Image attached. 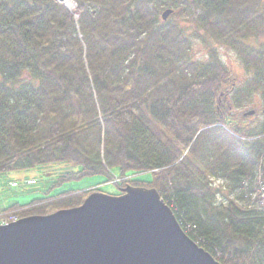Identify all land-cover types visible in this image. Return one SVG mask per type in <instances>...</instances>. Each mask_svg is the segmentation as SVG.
<instances>
[{
    "label": "trees",
    "instance_id": "trees-1",
    "mask_svg": "<svg viewBox=\"0 0 264 264\" xmlns=\"http://www.w3.org/2000/svg\"><path fill=\"white\" fill-rule=\"evenodd\" d=\"M73 1L70 11L55 0H0V180L64 165L53 185L110 182L117 168L120 190L156 189L220 264H264V0ZM167 10L175 17L164 21ZM210 40L252 73L244 87L234 88ZM255 93L258 122L245 110ZM96 191H47L0 215H49Z\"/></svg>",
    "mask_w": 264,
    "mask_h": 264
},
{
    "label": "water",
    "instance_id": "water-1",
    "mask_svg": "<svg viewBox=\"0 0 264 264\" xmlns=\"http://www.w3.org/2000/svg\"><path fill=\"white\" fill-rule=\"evenodd\" d=\"M121 193L94 192L79 207L0 226V264H220L183 232L156 189Z\"/></svg>",
    "mask_w": 264,
    "mask_h": 264
},
{
    "label": "rangeland",
    "instance_id": "rangeland-1",
    "mask_svg": "<svg viewBox=\"0 0 264 264\" xmlns=\"http://www.w3.org/2000/svg\"><path fill=\"white\" fill-rule=\"evenodd\" d=\"M171 18L175 17L170 16ZM191 29V24L185 23ZM187 34L192 38V30H187ZM210 44L215 48L223 63L231 71V83L234 84V88H242L252 77V73L244 66L241 59L236 55V53L229 49L225 45L218 44L213 40H210ZM192 55L198 61H206L209 58V54L206 46L200 40L192 39ZM263 102L260 94L255 93L253 99L245 108V110H257L254 115L253 121H260L262 116ZM70 168L64 165H43L37 166L32 169L17 170L8 173L3 179L0 180V210L9 207L12 204L20 203L29 204L35 199H42L45 197V193L48 191L49 195L54 196L59 193L69 192V191H90L99 189L100 193L118 196L121 194V190L117 187L115 180L117 176L119 177V170L117 168L112 169L111 174L114 180L107 182L105 175H96L85 177L80 180H70L61 183L60 185H53L61 173L69 170ZM126 175L133 180L141 181L143 183H148L152 181L153 175L151 173H144L133 176L131 172H127ZM9 181L18 183V187H10ZM34 181L33 183H31ZM28 182V183H27ZM94 193V192H93ZM11 214V213H10ZM15 216L16 215H8Z\"/></svg>",
    "mask_w": 264,
    "mask_h": 264
},
{
    "label": "built area",
    "instance_id": "built-area-1",
    "mask_svg": "<svg viewBox=\"0 0 264 264\" xmlns=\"http://www.w3.org/2000/svg\"><path fill=\"white\" fill-rule=\"evenodd\" d=\"M13 187L16 186V184H13L12 185ZM257 192H259L261 194V197L264 198V180L263 179H260V181L257 183ZM17 220V217L15 216H3V215H0V223L1 224H8L9 222H12V221H16Z\"/></svg>",
    "mask_w": 264,
    "mask_h": 264
},
{
    "label": "bare ground",
    "instance_id": "bare-ground-1",
    "mask_svg": "<svg viewBox=\"0 0 264 264\" xmlns=\"http://www.w3.org/2000/svg\"><path fill=\"white\" fill-rule=\"evenodd\" d=\"M59 1H61V2H63V3H68L69 4V1L70 0H59ZM148 173H150V172H148ZM144 174V173H143ZM152 174V173H151ZM96 192H99V191H96ZM178 222V225L180 226V228L183 230V232L184 233H186V234H188L189 233V229H188V227L187 226H185L184 224H183V222H179V221H177ZM188 236V235H187ZM189 237V236H188Z\"/></svg>",
    "mask_w": 264,
    "mask_h": 264
},
{
    "label": "crops",
    "instance_id": "crops-1",
    "mask_svg": "<svg viewBox=\"0 0 264 264\" xmlns=\"http://www.w3.org/2000/svg\"><path fill=\"white\" fill-rule=\"evenodd\" d=\"M20 204V203H19ZM22 205H27V204H22Z\"/></svg>",
    "mask_w": 264,
    "mask_h": 264
}]
</instances>
